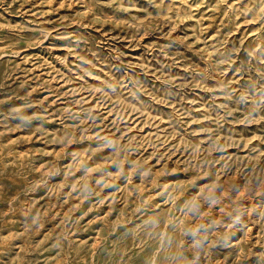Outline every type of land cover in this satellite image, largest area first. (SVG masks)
I'll return each instance as SVG.
<instances>
[{
	"label": "rangeland",
	"instance_id": "rangeland-1",
	"mask_svg": "<svg viewBox=\"0 0 264 264\" xmlns=\"http://www.w3.org/2000/svg\"><path fill=\"white\" fill-rule=\"evenodd\" d=\"M0 264H264V0H0Z\"/></svg>",
	"mask_w": 264,
	"mask_h": 264
}]
</instances>
